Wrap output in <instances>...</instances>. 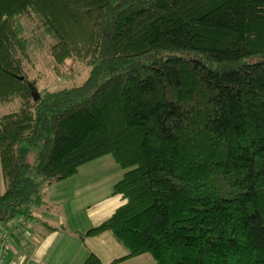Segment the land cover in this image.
<instances>
[{
  "label": "trees",
  "instance_id": "obj_1",
  "mask_svg": "<svg viewBox=\"0 0 264 264\" xmlns=\"http://www.w3.org/2000/svg\"><path fill=\"white\" fill-rule=\"evenodd\" d=\"M24 16L54 74L85 66L80 84L27 78ZM13 102L0 115L9 242L44 188L110 154L122 202L82 236L109 231L127 250L113 261L264 264V0H0V105Z\"/></svg>",
  "mask_w": 264,
  "mask_h": 264
},
{
  "label": "crops",
  "instance_id": "obj_2",
  "mask_svg": "<svg viewBox=\"0 0 264 264\" xmlns=\"http://www.w3.org/2000/svg\"><path fill=\"white\" fill-rule=\"evenodd\" d=\"M103 157L106 156H101L80 165L70 177L50 184L43 189L41 194L42 203L33 210L36 217L32 222L26 224L28 234L25 232L18 233L22 237V242L16 239L12 240L10 237L12 244L10 242L8 244L9 247H7L5 254L6 261L14 262L23 256L24 260L36 264H80L88 253H93L100 259L101 255L95 246H90L87 251L85 250V241L82 234L109 216L106 213L109 190L113 183L120 178L113 165L110 164V158ZM64 186L69 190L60 191L58 187ZM62 193H65V196H70L66 198L69 203L67 211L62 210L69 218L78 213H84L85 215L83 221H74L73 219L69 222L74 227L73 231H68L64 227L62 222L64 216L61 213H58L55 221H49V217L42 219L41 207L45 206L46 203L57 202L59 199L64 198ZM46 226L54 229L48 231ZM102 239L101 243L106 249L105 258L110 263L126 254L121 253L116 244L112 242V239L104 236H102ZM15 242L18 243V247ZM23 242H26V244L21 247Z\"/></svg>",
  "mask_w": 264,
  "mask_h": 264
},
{
  "label": "rangeland",
  "instance_id": "obj_3",
  "mask_svg": "<svg viewBox=\"0 0 264 264\" xmlns=\"http://www.w3.org/2000/svg\"><path fill=\"white\" fill-rule=\"evenodd\" d=\"M19 24L22 27V35L26 38L27 41V58L25 61V72L28 79L35 78L37 89H56L65 86L78 85L86 76V68L82 63L72 61L71 59H66L64 64L60 66V72L57 74L53 73L51 59L48 54L49 38L41 33L40 29H37V21L32 18V16H24L19 20ZM70 72V73H69ZM16 109V103L10 104H1L0 105V115L4 113L11 112ZM110 158V164L113 165L114 170L117 175L121 176L123 169L114 162L110 154L103 155ZM35 161V153L30 151L27 155V162L29 165H33ZM118 176V177H119ZM58 186V185H55ZM60 191H68L69 189L64 187H58ZM3 192V183L0 173V194ZM111 189L109 190L108 199L106 201V213L107 216L118 206L122 201L118 195H112ZM64 198L59 199L57 202L46 203L45 206L41 207L43 212L42 219L49 217V221H55L58 213H61L64 216L63 225L68 231H73L74 227L69 222L73 221H83L84 213H78L75 216L69 218V216L63 211H67L68 201L66 198L70 196H65V193H62ZM47 209V210H46ZM63 210V211H62ZM34 212V211H32ZM15 219L10 223L13 224ZM43 221V220H40ZM44 222V221H43ZM1 232V228H0ZM102 236L108 239H112V242L116 244L117 248L121 253H126L127 250L125 247L117 242L112 234L109 231H103L99 234L92 236H83L85 241V250L87 251L90 246H95L98 253L101 257L99 259L101 264H155V260L149 253H142L124 260L112 261V263L107 260L106 249L102 245ZM101 248V249H100ZM89 252V251H88ZM119 253V252H118ZM118 259V258H117ZM81 264V263H80Z\"/></svg>",
  "mask_w": 264,
  "mask_h": 264
},
{
  "label": "built area",
  "instance_id": "obj_4",
  "mask_svg": "<svg viewBox=\"0 0 264 264\" xmlns=\"http://www.w3.org/2000/svg\"><path fill=\"white\" fill-rule=\"evenodd\" d=\"M25 224L22 218L17 219L16 230L21 231L22 226ZM9 237L6 234H1L0 236V264H36L31 261L24 260V257L21 256L17 261H6L5 254L7 247H9Z\"/></svg>",
  "mask_w": 264,
  "mask_h": 264
},
{
  "label": "water",
  "instance_id": "obj_5",
  "mask_svg": "<svg viewBox=\"0 0 264 264\" xmlns=\"http://www.w3.org/2000/svg\"><path fill=\"white\" fill-rule=\"evenodd\" d=\"M19 78L21 79V77H19ZM31 96L33 98V101H36L38 98V94L33 87H31Z\"/></svg>",
  "mask_w": 264,
  "mask_h": 264
}]
</instances>
